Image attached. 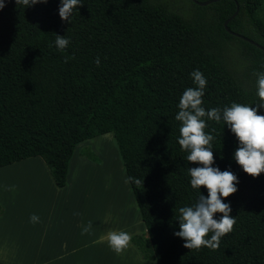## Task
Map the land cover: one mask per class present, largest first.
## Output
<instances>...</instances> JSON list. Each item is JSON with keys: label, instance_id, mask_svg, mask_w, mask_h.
I'll return each instance as SVG.
<instances>
[{"label": "trees", "instance_id": "1", "mask_svg": "<svg viewBox=\"0 0 264 264\" xmlns=\"http://www.w3.org/2000/svg\"><path fill=\"white\" fill-rule=\"evenodd\" d=\"M263 3L0 0V165L110 131L142 257L264 264Z\"/></svg>", "mask_w": 264, "mask_h": 264}, {"label": "crops", "instance_id": "2", "mask_svg": "<svg viewBox=\"0 0 264 264\" xmlns=\"http://www.w3.org/2000/svg\"><path fill=\"white\" fill-rule=\"evenodd\" d=\"M100 135L103 137L104 133ZM93 138L82 139L74 146L67 161L66 182L62 187L55 184L40 155L34 154L0 165V172L20 162L30 166L16 172L18 177L13 178L16 179L17 189L13 194L6 191L5 187H0V264H97L98 259L93 260L95 248L105 238L121 235L127 239V247L139 263L154 264L155 260L153 262L142 257L130 242L132 234L145 235L146 231L118 150L112 151V165L108 163L109 182L115 187L117 179L119 185L122 183L121 191L124 182L132 206L126 209L132 212L130 217L133 219L122 223L120 208V222L105 227L102 219L104 210L99 200L102 186L98 179L103 173L99 174L105 162L99 155L101 160L96 163L79 153V149ZM30 161H33V165ZM34 164L39 170L34 168ZM43 180L56 195L55 200L51 199L53 206L41 213L34 210L35 202L29 207V199L31 194L35 195L37 186L38 189L39 186L43 187ZM6 224H10V227L4 229Z\"/></svg>", "mask_w": 264, "mask_h": 264}, {"label": "rangeland", "instance_id": "3", "mask_svg": "<svg viewBox=\"0 0 264 264\" xmlns=\"http://www.w3.org/2000/svg\"><path fill=\"white\" fill-rule=\"evenodd\" d=\"M259 14L264 17V3L259 9ZM98 135H95L96 137L93 136L94 138L90 139V141H88L86 145L91 147L97 153V155H99L102 158V162H105L104 169H101V171L99 172V174L103 172L104 175L102 173L100 177L98 178L99 183H101V186H102L101 193L99 195V200L100 202L102 201L101 205L104 210V212L102 213V219H104L105 227L109 228L110 226H113L115 224L117 225L120 222L119 221L120 208L122 212L121 214L122 216L120 215L121 222L130 221L133 219V217H130L132 212L126 209L128 206H131L130 204L131 201L129 197H127L126 195V187L124 185V182L122 185V191H121L122 183H120L119 185V181H117V179H116L115 187L113 185L111 186L109 182L110 177H109L108 163L111 162V165H112V158H113L112 151L118 150L115 140L113 138V135L110 131L104 133L103 137L101 135L100 136ZM30 162H32L31 164L33 165V161H30ZM34 165H35L34 168L38 169L37 165L36 164ZM28 167L30 166L26 162H22V163L20 162V163H17L16 165L11 166L10 169H6L5 172L1 171L0 172V187L2 186L5 187L6 191H8L10 194H13V192H15L17 189L15 186L16 179L13 177H18V174L16 172L17 171L19 172L20 168L21 170H23L24 168L28 169ZM112 171H114L113 168H112ZM42 185L43 187L39 186V189H38V186L36 187L37 191L35 195L31 194L30 199H29V207H32L35 202L34 210L37 212L40 211L41 213H43L49 207L53 206V202L51 204V199L55 200V195H56L51 189L47 187L44 180H43ZM58 203H60V200H58ZM125 217L127 218V220H125ZM27 218L28 217H26V219ZM5 227L9 228L10 224L4 225V229ZM6 231L7 230H4L5 233H7ZM126 242H127V239H124L122 235L121 237L112 236L109 238H105V240L100 242L101 243L100 246L95 248L94 253H93L94 254L93 260L98 259L97 264H141L133 257V254L127 247ZM148 259L154 262L153 258H148Z\"/></svg>", "mask_w": 264, "mask_h": 264}, {"label": "water", "instance_id": "4", "mask_svg": "<svg viewBox=\"0 0 264 264\" xmlns=\"http://www.w3.org/2000/svg\"><path fill=\"white\" fill-rule=\"evenodd\" d=\"M193 1H195L196 3H198V4H205V3H208L209 1H212V0H193ZM236 10H237V4H236V6H235V10H234V12L231 14V16H233L235 13H236ZM228 20V18L227 19H225L224 20V25L226 24V21ZM234 34H237L236 32H233Z\"/></svg>", "mask_w": 264, "mask_h": 264}]
</instances>
